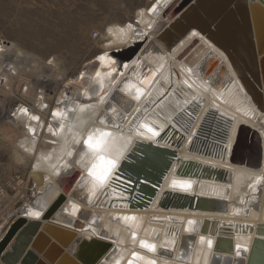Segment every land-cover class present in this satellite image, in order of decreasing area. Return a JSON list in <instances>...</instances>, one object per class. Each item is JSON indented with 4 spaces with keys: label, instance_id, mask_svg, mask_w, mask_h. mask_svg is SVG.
<instances>
[{
    "label": "bare ground",
    "instance_id": "bare-ground-1",
    "mask_svg": "<svg viewBox=\"0 0 264 264\" xmlns=\"http://www.w3.org/2000/svg\"><path fill=\"white\" fill-rule=\"evenodd\" d=\"M247 1L255 32H261L264 0ZM196 2L157 0L139 8L135 20L109 25L102 52L77 78L78 90H62L50 106L43 98L47 93L35 92L31 107L37 109L23 111L21 106L17 122L11 118L22 132L14 146L17 153L35 156L31 172L39 208L29 211L25 226L37 221L29 229L27 249L43 262H48L44 253L32 242L51 227L72 235L61 248L71 264L78 261L74 255L80 244L96 241L104 253L95 264H144L133 252L156 264H248L253 258L264 264V108L254 101L226 51L184 22ZM254 41L257 46L258 38ZM0 49L13 48L0 42ZM263 58L259 51L260 66ZM10 59L16 68L28 66L18 54ZM32 64L36 72L44 68L38 61ZM44 77L52 87L53 74ZM260 91L264 96L263 75ZM42 109L49 112L45 118ZM58 110L63 115L54 114ZM145 123L159 135L143 129ZM39 127L43 132L38 139L31 132ZM97 128L113 133L120 154L112 177L93 189L91 154L83 141ZM137 145L167 150L168 170L152 179L125 170L118 174ZM173 179L190 187L173 188ZM146 184L153 187L148 197L142 191ZM142 199L146 202L138 206ZM22 215L24 210L18 218ZM125 216L136 220L125 221ZM5 234L2 229L0 241ZM201 236L213 242L211 248L201 243ZM141 239L156 244V252L141 248ZM0 264L6 263L0 258Z\"/></svg>",
    "mask_w": 264,
    "mask_h": 264
},
{
    "label": "rangeland",
    "instance_id": "rangeland-1",
    "mask_svg": "<svg viewBox=\"0 0 264 264\" xmlns=\"http://www.w3.org/2000/svg\"><path fill=\"white\" fill-rule=\"evenodd\" d=\"M156 1L0 0V40L9 46L13 42L18 52L41 63V72L53 74L54 84L45 96L53 105L62 90H78L77 78L102 52L108 26L135 20L139 8ZM35 92L27 93L24 101L33 105ZM19 103L12 92L0 90V180L8 183L13 175H21L37 188L31 172L34 154L20 155L14 147L22 132L9 116Z\"/></svg>",
    "mask_w": 264,
    "mask_h": 264
},
{
    "label": "water",
    "instance_id": "water-1",
    "mask_svg": "<svg viewBox=\"0 0 264 264\" xmlns=\"http://www.w3.org/2000/svg\"><path fill=\"white\" fill-rule=\"evenodd\" d=\"M196 1L194 9L186 13L184 22L188 23L189 28H197L205 33L216 45L226 51L246 89L252 95L254 101L264 108V96H261L260 91L262 75L264 76V58L261 65L263 70L258 59L259 51L264 54V27L261 32L258 29L256 35L248 1ZM262 12L264 13V9H262ZM255 38H258L259 41L257 46L254 41ZM159 41L165 45L163 36H160ZM258 45H260L259 51ZM133 126H138V123H134ZM133 149L119 166L118 174H123V170H125L136 176L145 174L149 179H152L159 178V174L168 170L170 155L167 150H161L150 145H137ZM123 183L125 182L123 181ZM142 191L147 194V197L151 196L153 187L146 184V186H143ZM41 194H38V196H41ZM36 200L34 197L24 209V215L17 218L6 231L5 236L0 241V258L6 264H17L19 260L24 264H48V262L52 264H71L67 260V253L61 248L69 244L73 237L68 235L64 229L50 227L48 231L40 232L37 240L32 242L33 247L39 253H44V258L48 262H43V260H40L38 253L27 249L30 244L29 229L31 226L36 225L37 221H32L28 226H25L26 216L30 214L29 211L33 207H38ZM164 200H166V197ZM145 202L146 200L142 199V201L137 202V205L142 206ZM191 206H193V203ZM194 206H196L195 203ZM100 243L101 241L80 244L74 255V258L78 261L76 263L73 260L72 264H95L104 253ZM8 247L9 249H7ZM255 262L253 258L248 264H255Z\"/></svg>",
    "mask_w": 264,
    "mask_h": 264
},
{
    "label": "built area",
    "instance_id": "built-area-1",
    "mask_svg": "<svg viewBox=\"0 0 264 264\" xmlns=\"http://www.w3.org/2000/svg\"><path fill=\"white\" fill-rule=\"evenodd\" d=\"M0 42H2L3 46L6 45L5 42L1 40ZM10 47L13 49L9 52L0 49V90L12 92V96L16 97V99L20 101L18 106L13 108L9 116V121L13 125L11 118L17 122V118L15 117L17 114H20V112L17 113L18 109L22 106L25 110H28L32 105L24 101L25 97H27V93L36 89V93L40 96L42 92L46 94L49 89V83L44 77L46 74L41 71H34V65L32 64L34 60L32 57L29 58V55L27 56L26 54L22 55L12 45H6V48ZM3 51L6 53L2 54ZM15 54H18L19 60L24 62L23 64L28 61V66L26 68H16L17 64L15 59H10V57ZM9 60H11L13 64ZM44 81L46 84L43 88H41L39 83ZM43 98L46 97L43 96ZM47 104H49V106L51 105L48 102ZM49 106L47 109H49ZM31 109L37 108L31 107ZM40 112H47L43 115L44 118L47 117L49 113L48 110L44 109L40 110ZM41 132H43L42 127H39L38 130L31 132V134L33 136L37 135V138L39 139L42 135ZM42 146L43 145L40 147ZM36 189L37 188H31L30 179L21 175H13L11 179H9L8 183H3L0 180V231L2 229H6V231L8 230L12 223L19 217L20 211L24 210L31 203V200L36 195Z\"/></svg>",
    "mask_w": 264,
    "mask_h": 264
},
{
    "label": "snow or ice",
    "instance_id": "snow-or-ice-1",
    "mask_svg": "<svg viewBox=\"0 0 264 264\" xmlns=\"http://www.w3.org/2000/svg\"><path fill=\"white\" fill-rule=\"evenodd\" d=\"M105 56L99 57L100 60H105ZM99 76V73H97ZM137 99H139V96L142 94L140 89H137ZM101 102H103V97H101ZM26 111V110H23ZM54 114H60L59 110L57 113ZM33 119H36V117H33ZM101 124L104 123L103 120L100 121ZM61 127H63L61 125ZM141 127L145 129L148 133H151L152 136H158L159 132L156 131L154 128L150 127L148 124H142ZM140 135H143V133H139ZM84 145L89 149L91 154V167L88 169V174L93 178V189L97 187H103L108 180L112 177L114 170L118 167V155L119 149L116 147V141L113 137V133L102 130V129H95L93 132H89L87 135V138L83 141ZM113 153H116V155H113ZM71 154V153H70ZM81 159H83V156L81 155ZM119 179V177H117ZM171 186L173 188H187L190 187V184L187 181H182L178 179H173L171 181ZM38 215V213H36ZM125 221L132 220L135 221L136 217H128L125 216L123 218ZM193 223L192 221H189V224ZM136 234L133 233V239L135 240ZM201 243H207V246L209 248L212 247V241L210 239L206 240L205 237H200ZM140 247L143 249H146L148 252L155 253L157 250V246L154 243L149 242L148 240L141 239L139 241ZM132 256L134 259L143 261L144 264H156L155 260L147 259L144 256H141L139 253L133 252ZM128 264H133L132 260H129Z\"/></svg>",
    "mask_w": 264,
    "mask_h": 264
}]
</instances>
